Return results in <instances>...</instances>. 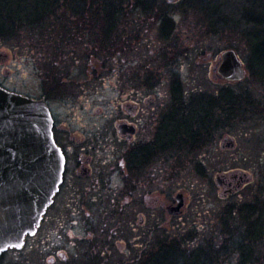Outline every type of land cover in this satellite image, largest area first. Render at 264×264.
<instances>
[{
  "label": "rangeland",
  "instance_id": "obj_1",
  "mask_svg": "<svg viewBox=\"0 0 264 264\" xmlns=\"http://www.w3.org/2000/svg\"><path fill=\"white\" fill-rule=\"evenodd\" d=\"M151 1L125 0V11L132 10L128 16V21L131 20L127 24L129 29L109 49L108 55L97 54L95 45H89L86 40L79 42L75 52L69 53L75 55L73 58L62 63L56 46L44 50L48 57H37L23 30L13 35L12 40L0 38L5 50L12 48L16 53L15 61L9 65L14 72L12 86L35 98H48L58 124L78 120L80 124L91 127L94 123L104 124L112 116L114 132V122L118 119L114 101L119 99L120 91L126 86L124 76L136 70L137 56L143 55L147 69H168V42L156 28L160 25L148 15L140 16L142 7H136L139 3L149 9V4L157 7V3L164 0ZM260 1L256 6L253 0H179L171 5L175 24L171 34V77L185 84L190 98L205 93H224L227 97L223 96V100H230L224 108L227 118L225 115L222 124L217 125L219 127L214 123L202 146L192 143L191 151L190 147L176 144L170 153H161L151 166H147L152 168L147 172L148 176H144L146 186L132 193L128 190L127 194H121L123 181L122 185L114 186L121 179V145L113 135L112 148L117 154L113 155L111 165L112 197L121 195L122 200L127 201L124 208V216H128L127 226L137 227L140 216H144L146 221L138 231L133 227L127 229V234L119 233L112 239L114 248L110 254L103 255L105 264H132L146 244L152 246L155 243L156 246L158 243L159 246L161 241L173 240H192L202 247L212 246L215 248L212 250L219 252L220 264H240L242 252L233 250V231L230 229L239 220L238 215L234 217L232 213L238 214L245 204L264 206V65H259L260 69L252 62L247 38L252 27L248 23L250 17L256 14L264 19V2ZM146 29H150L151 36L159 40L158 46L148 41L152 37L144 39ZM262 32L264 35V29ZM137 49H140L138 55L135 54ZM229 49L237 52L247 70V76L239 83L214 77L213 68L218 58ZM152 51L156 52L155 55ZM93 65L98 70L97 76L91 74ZM63 67L66 68L61 71ZM233 100L236 109L244 108L245 113L240 110L231 112ZM173 135L176 139L175 132ZM174 136H171V141H175ZM226 137L231 138L235 145L227 143L224 147L222 141ZM242 170L251 173L253 181L236 194L223 197L222 189L217 185V175L225 173L231 177ZM115 188L118 189L117 194ZM71 191H65L55 203L45 221L48 229L45 225L36 236L27 240L23 249L8 251L0 264H91L92 245H87L89 242L80 237L70 240L68 235L71 234L65 229L67 223L61 219L63 199L69 197ZM180 193L185 198L183 212L170 216L167 209L177 204L176 196ZM141 200L142 205H139ZM86 216L84 214L83 217ZM72 230L73 236L87 237L81 233L79 225ZM261 231H264V226ZM221 242L225 247L219 245ZM99 245L106 246L104 242ZM254 246L253 256L246 264H264V237ZM156 249L154 247L153 251ZM61 253H66L69 259L64 260ZM154 264H159L158 260ZM210 264L216 263L210 261Z\"/></svg>",
  "mask_w": 264,
  "mask_h": 264
},
{
  "label": "flooded vegetation",
  "instance_id": "obj_2",
  "mask_svg": "<svg viewBox=\"0 0 264 264\" xmlns=\"http://www.w3.org/2000/svg\"><path fill=\"white\" fill-rule=\"evenodd\" d=\"M168 4H170L169 15L171 17V3L168 2ZM149 10L159 11L158 8ZM140 11L144 12L145 9L141 8ZM156 28L158 29V27ZM143 35L144 39L152 37L151 30L146 29ZM166 40L168 42L167 70L145 68L143 55L137 56L140 49L135 50V54H137L136 70L128 72L124 76L126 86L120 91L119 99L114 101L116 112H118L116 115L118 119L114 122V132L111 126L112 116L106 119L104 124L94 123L91 127L83 123L80 124L78 120H74L72 123L67 120L63 124H58L48 98H36L46 100L50 107L54 119V139L65 157V169L59 192L52 205L47 209L34 236L45 225L48 229V224L45 221L52 208L59 198L61 199L64 192L71 189L70 196L66 197L65 200L63 199V212L61 214L63 222L70 225L68 227L66 224L65 228L71 234L68 237L70 240L80 237L85 242L88 241L89 243L86 244L92 245L91 264H105V260H102L105 257L103 255L110 254L114 248L112 239L119 233L121 235L127 234V229L131 230L134 227L126 224L128 216H124V208L127 206V201L122 200L121 195L112 197L111 165L113 155L117 154V151L112 148L113 135L118 144L121 145V179L119 182L116 181L114 186L116 187L119 183L122 185L123 181L124 189L121 194L122 192L127 194L128 190L132 193L146 186L144 176H148L147 172L152 168L149 169L148 167L161 153H170L173 148L175 149L176 144L184 148H189L192 143L199 146L208 138V133L210 134V129L214 123L216 126L222 124L223 112L216 110L211 115L215 117V120L208 128L207 122L210 112L197 104L188 102L193 97L190 98L186 93L185 84L171 77V28ZM148 41L158 46L159 40L157 38ZM155 53L152 51V55ZM15 59L16 53L12 48L5 50L0 41V87L10 92L30 96L12 86L14 72L10 70L9 65ZM216 65L217 63L214 68ZM214 77L218 78V75L214 73ZM126 78L134 83L129 82ZM176 85L181 87L176 88ZM175 89L184 90V103L176 102L182 97L176 98ZM192 126L193 130L190 128ZM74 127L77 128L74 129ZM173 132L177 135L176 139ZM171 136H174L175 141H171ZM197 142L200 143L197 144ZM222 142H224V147L227 143L230 146L235 145L229 137H226ZM251 175V173L243 170L231 177L225 173L218 174L216 180L218 187L222 189L221 195L228 198L236 194L253 181ZM117 190L115 188V194H117ZM142 202L141 200L139 205H142ZM84 214L87 215L86 218L83 217ZM145 221V217L140 216L136 224L137 227L134 229L137 228L138 231L139 228H143ZM76 225L81 227V233L87 237L80 234L73 236L72 228ZM98 228L99 232H97ZM153 232L154 228L150 232L151 237ZM100 242H104L106 246H100ZM148 246L150 244H146V248L141 249L140 254L136 253L132 264L140 262L141 256L149 248ZM60 256L64 260L69 259L66 253H61ZM106 259L108 260V257Z\"/></svg>",
  "mask_w": 264,
  "mask_h": 264
},
{
  "label": "trees",
  "instance_id": "obj_3",
  "mask_svg": "<svg viewBox=\"0 0 264 264\" xmlns=\"http://www.w3.org/2000/svg\"><path fill=\"white\" fill-rule=\"evenodd\" d=\"M253 1L254 6L261 2L260 0ZM124 5L125 0H0V38L12 40L13 35H18L23 30L25 39L29 40V47L34 50L33 53H37V57H48L44 50L56 46L62 57V63L66 62V59L73 58L75 55L69 53L75 52L74 48L79 42H86V40L89 45H95L94 50L97 51V54L108 55L109 49L114 47L123 37V33L129 29L127 24L131 20L128 21V16L132 10L125 11L127 9H124ZM149 5V9L158 8L159 11H151L144 8L146 5L139 3L136 7L145 9L144 12H140V16L148 15L153 18L160 25L158 29L161 37L167 39L170 28L171 34L175 28L174 18L169 15L170 4L167 1H162L161 4L157 3V7L152 6L153 3ZM255 15H252L248 20L252 27L247 38L250 44L251 60L259 66L264 65V35L262 32L264 19ZM27 43L25 46L28 45ZM65 68H61V71ZM257 73L260 74L258 71ZM180 87V85H176V88ZM175 92L177 99L182 97L176 102L184 103V90L175 89ZM223 96L225 95L224 93L221 95V92L205 93L197 97L193 96L188 102L197 104L210 112L207 122L208 128H210L215 120V117L211 115L216 110H221L223 117L226 115L227 118V110L224 108H226V102H230V100H223ZM234 99L236 98L234 97ZM231 105V112L236 113L240 110L241 113H245L244 108L236 109L235 100L231 102ZM233 113L232 115L235 116ZM190 128L193 130V126ZM199 143L197 142V144ZM201 145L203 143L199 144V146ZM251 207L255 208L251 209ZM242 208L238 214L232 213L234 217L238 215L239 221L235 227L230 229L233 231L232 248L242 252L240 264H246L253 256L255 242L264 237V231H261L264 226V206L245 204ZM244 240L247 243H243ZM219 245L221 246L222 242ZM154 247L157 248L155 251H153ZM149 248L152 250L144 251L143 258L138 264H154L155 260H158L159 264H210V261L216 264L222 263V260L217 256L219 252L212 250L215 249L214 247H202L192 240H173L166 243L161 241V245L159 243L158 246L157 243L155 246L154 243Z\"/></svg>",
  "mask_w": 264,
  "mask_h": 264
},
{
  "label": "water",
  "instance_id": "obj_4",
  "mask_svg": "<svg viewBox=\"0 0 264 264\" xmlns=\"http://www.w3.org/2000/svg\"><path fill=\"white\" fill-rule=\"evenodd\" d=\"M214 71L231 82L246 76L234 50L223 52ZM91 74H98L95 66ZM64 167L47 102L0 87V257L10 248L21 249L27 235L36 233L59 191ZM176 200L177 205L169 207L170 215L180 214L185 205L183 194Z\"/></svg>",
  "mask_w": 264,
  "mask_h": 264
},
{
  "label": "snow or ice",
  "instance_id": "obj_5",
  "mask_svg": "<svg viewBox=\"0 0 264 264\" xmlns=\"http://www.w3.org/2000/svg\"><path fill=\"white\" fill-rule=\"evenodd\" d=\"M17 246H19V245H17Z\"/></svg>",
  "mask_w": 264,
  "mask_h": 264
}]
</instances>
